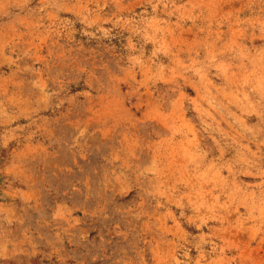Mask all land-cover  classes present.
I'll list each match as a JSON object with an SVG mask.
<instances>
[{
    "label": "rangeland",
    "instance_id": "rangeland-1",
    "mask_svg": "<svg viewBox=\"0 0 264 264\" xmlns=\"http://www.w3.org/2000/svg\"><path fill=\"white\" fill-rule=\"evenodd\" d=\"M0 264H264V0H0Z\"/></svg>",
    "mask_w": 264,
    "mask_h": 264
}]
</instances>
